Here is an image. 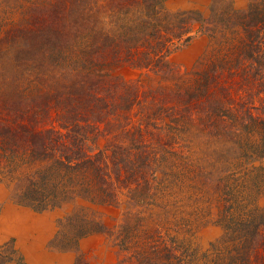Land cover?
Returning <instances> with one entry per match:
<instances>
[{
    "label": "trees",
    "instance_id": "trees-1",
    "mask_svg": "<svg viewBox=\"0 0 264 264\" xmlns=\"http://www.w3.org/2000/svg\"><path fill=\"white\" fill-rule=\"evenodd\" d=\"M167 1L0 0V173L119 264H264V0Z\"/></svg>",
    "mask_w": 264,
    "mask_h": 264
},
{
    "label": "rangeland",
    "instance_id": "rangeland-1",
    "mask_svg": "<svg viewBox=\"0 0 264 264\" xmlns=\"http://www.w3.org/2000/svg\"><path fill=\"white\" fill-rule=\"evenodd\" d=\"M211 1L168 0L167 7L172 12L205 11ZM235 2L236 6L242 7L247 0ZM208 45L206 39L198 38L174 54L172 61L183 72L191 70L204 55ZM140 77V72H137L133 75V80H139ZM141 79L145 81V76ZM14 188V184L4 181L0 173V264L120 263L123 253L114 238L105 234L76 238L67 232L65 218L76 205H66L62 209L36 210L20 204L13 195ZM97 211L110 227L120 223L119 213L105 208ZM220 233L218 227L208 226L200 231L198 241L206 250Z\"/></svg>",
    "mask_w": 264,
    "mask_h": 264
}]
</instances>
